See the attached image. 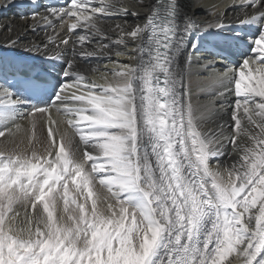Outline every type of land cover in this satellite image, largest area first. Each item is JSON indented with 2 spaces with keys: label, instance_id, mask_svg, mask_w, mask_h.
Here are the masks:
<instances>
[{
  "label": "snow or ice",
  "instance_id": "6c2138e0",
  "mask_svg": "<svg viewBox=\"0 0 264 264\" xmlns=\"http://www.w3.org/2000/svg\"><path fill=\"white\" fill-rule=\"evenodd\" d=\"M13 9L45 36L0 20V264H264V0H0ZM229 9L247 49L201 63ZM16 50L62 62L57 82ZM93 59L111 63L99 81L77 70Z\"/></svg>",
  "mask_w": 264,
  "mask_h": 264
},
{
  "label": "bare ground",
  "instance_id": "6f19581e",
  "mask_svg": "<svg viewBox=\"0 0 264 264\" xmlns=\"http://www.w3.org/2000/svg\"><path fill=\"white\" fill-rule=\"evenodd\" d=\"M50 0H40V4L42 6H48L50 5L49 3ZM61 1V3H63V0H58ZM142 2L147 6L148 4H150L152 2V0H142ZM59 3V4H61ZM208 3H215V4H219L221 6H223V4L225 3V0H208ZM41 12H43V7H41L39 9ZM146 11V8L145 10ZM16 9H13L11 11H8L7 13H3L2 10H0V20H5L7 21L8 19L12 20L13 23V27H14V31H18L21 32L22 34L26 35L27 39H25L23 41V43H28L29 40H35V42L39 43L41 39H44L45 36V30L44 29H38L37 32H32L29 28H28V24H30L31 22H24L21 21L19 19V17H17L16 15ZM227 16H228V21L229 23L233 24V29L232 31H225L223 33H213L212 35L208 36L207 39L203 42V48L201 49L200 52H198L196 55L198 57H200V62H206V61H226L229 62L226 54L230 53L231 55H233L235 57L236 60H239L240 57V53L242 51H245L247 49V43L246 41L248 40V36H249V31L250 29L248 27H244L241 28L238 26V21H237V16H240V9H229L227 12ZM198 17L200 20L202 21H208L211 22L212 21V16L209 15L208 13H199ZM243 18V17H241ZM129 22L133 23V22H138V21H133V19L131 17H129ZM57 29H59V24H57ZM50 33L52 32V30H48ZM236 33H240L241 36L244 37L243 40H237L235 39V34ZM54 34V33H53ZM7 34L6 33H0V43L4 42V38ZM60 38H63V33H61ZM113 39H115V36H113ZM233 43H240L242 44L244 47L242 49H239L237 46H235V50L233 52L230 51V49L225 48L227 44H229L228 42H232ZM107 43V41H105ZM135 47V45L133 43H129L128 44V49H131ZM121 51H125L127 52V49H124L122 46L120 47ZM17 54L19 55H26L24 57V59L28 61H33L35 63H38L40 65H43L44 67H46V70H48L55 78L56 81L60 75L61 69L63 67L62 62H47L44 60V58L40 55H37L35 53H29V54H24L22 52H20L19 50H16ZM6 55L8 53H5ZM113 58L114 57V53H113ZM122 63H130V61L127 59V55H125L124 57L120 58ZM230 63V62H229ZM101 65V72L103 71V65L108 64L109 67H111V63L107 60H90V61H80L79 65H78V71H82L84 75H86L87 77H89L90 79H94L99 81L100 75L101 73L99 72H93L91 71V68L94 67L95 65ZM220 65L218 64L217 67H219ZM200 99H205V97L200 96ZM49 98L47 97H41L38 101H33V103H37V102H43V101H47ZM194 99H196V97H194ZM42 106V105H41ZM22 111H25L24 109H22ZM51 114L55 119H62L63 117L60 116L59 114H57L55 112V109L53 107V109L51 110ZM44 119L43 117H40L37 114V120H41ZM227 119V118H226ZM45 125H47V120H44ZM61 128H63V125H61ZM37 137L40 140L44 139V135L46 134V128L41 129V127L37 126ZM37 147L41 148L42 150V146L37 144ZM220 164L222 166H224L226 163H230L231 161L229 160V158L227 156L221 158V160L219 161ZM216 162L213 161V164H215Z\"/></svg>",
  "mask_w": 264,
  "mask_h": 264
}]
</instances>
